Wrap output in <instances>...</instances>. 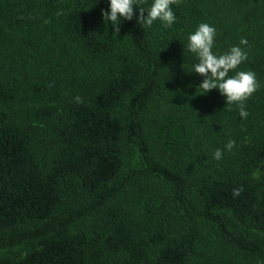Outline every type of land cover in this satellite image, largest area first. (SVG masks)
Segmentation results:
<instances>
[{
  "label": "trees",
  "instance_id": "16d2710c",
  "mask_svg": "<svg viewBox=\"0 0 264 264\" xmlns=\"http://www.w3.org/2000/svg\"><path fill=\"white\" fill-rule=\"evenodd\" d=\"M109 5L0 0V264H264V0H181L167 28L134 5L119 32ZM200 23L248 53L247 118L198 88Z\"/></svg>",
  "mask_w": 264,
  "mask_h": 264
},
{
  "label": "clouds",
  "instance_id": "9594fccd",
  "mask_svg": "<svg viewBox=\"0 0 264 264\" xmlns=\"http://www.w3.org/2000/svg\"><path fill=\"white\" fill-rule=\"evenodd\" d=\"M181 0H153L150 7L145 8L143 0H110V11L102 10L104 21L111 22L116 31L119 32L120 19L132 20L134 5H139L138 23L144 27H151L156 20L163 22L164 27H170L176 21V16L171 5H179ZM145 11L147 15L145 16ZM216 28L208 23H200L197 29L189 35L187 49L196 55L199 62L193 68L194 72L203 76V82L198 88L202 89L201 94H206L213 89H219L221 95L226 97L227 105L236 103L239 107V115L247 118L249 113L246 110L245 102L261 87L252 71H238L234 76L229 72L248 59V53L241 46H232L224 54L217 55L213 52ZM248 40L241 38L240 45L247 46ZM77 103H83L81 97H75ZM235 147V141L230 140L225 148L229 151ZM223 157V151L216 149L213 158L217 161ZM258 177L259 173H254ZM243 188H234L233 197H238Z\"/></svg>",
  "mask_w": 264,
  "mask_h": 264
}]
</instances>
